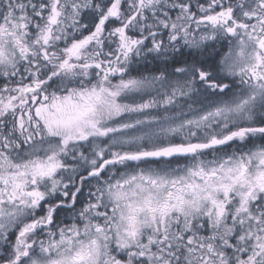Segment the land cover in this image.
<instances>
[{"label": "snow or ice", "instance_id": "6c2138e0", "mask_svg": "<svg viewBox=\"0 0 264 264\" xmlns=\"http://www.w3.org/2000/svg\"><path fill=\"white\" fill-rule=\"evenodd\" d=\"M0 264H264V0H0Z\"/></svg>", "mask_w": 264, "mask_h": 264}]
</instances>
